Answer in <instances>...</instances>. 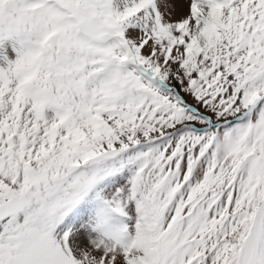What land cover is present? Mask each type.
<instances>
[{
  "label": "snow or ice",
  "instance_id": "1",
  "mask_svg": "<svg viewBox=\"0 0 264 264\" xmlns=\"http://www.w3.org/2000/svg\"><path fill=\"white\" fill-rule=\"evenodd\" d=\"M0 264H264V0H0Z\"/></svg>",
  "mask_w": 264,
  "mask_h": 264
}]
</instances>
